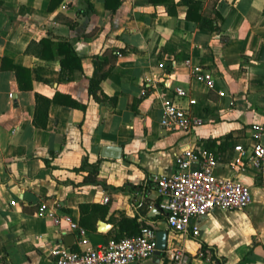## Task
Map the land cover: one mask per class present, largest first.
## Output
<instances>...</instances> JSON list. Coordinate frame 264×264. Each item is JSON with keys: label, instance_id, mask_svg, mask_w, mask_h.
<instances>
[{"label": "crops", "instance_id": "crops-1", "mask_svg": "<svg viewBox=\"0 0 264 264\" xmlns=\"http://www.w3.org/2000/svg\"><path fill=\"white\" fill-rule=\"evenodd\" d=\"M194 1L0 0V264H51L59 241L78 249L66 216L90 245L149 225L190 264H264V185L251 165L238 175L251 204L214 208L199 236L157 207L153 176L173 173L184 147L213 152L215 172L231 176L235 145L264 141V0ZM217 12L220 30L201 28ZM166 100L202 122L167 129ZM85 158L99 162L98 183L81 184ZM134 264L172 262L163 252Z\"/></svg>", "mask_w": 264, "mask_h": 264}, {"label": "built area", "instance_id": "built-area-1", "mask_svg": "<svg viewBox=\"0 0 264 264\" xmlns=\"http://www.w3.org/2000/svg\"><path fill=\"white\" fill-rule=\"evenodd\" d=\"M197 79L211 88L215 86V76L209 72H198ZM177 91L185 94L184 90ZM163 109L161 124L169 130H187L192 124L202 122L174 100H166ZM175 158V171L156 173L153 180L162 197L157 207L166 213L170 228L179 233L199 236L201 227L198 219L209 215L214 208L246 209L253 198L251 187L238 175L245 173L249 165L264 185V141L247 146L235 145V154L230 162L234 171L231 176L215 172L217 157L206 149L184 147ZM104 200L108 201L109 197ZM65 219L76 232L79 248L73 249L59 241L51 248V264H134L157 253V230L153 226L143 225L134 235L113 236L95 246L89 244L84 226L70 216ZM163 252L172 264H190V255L184 247L167 246Z\"/></svg>", "mask_w": 264, "mask_h": 264}, {"label": "trees", "instance_id": "trees-1", "mask_svg": "<svg viewBox=\"0 0 264 264\" xmlns=\"http://www.w3.org/2000/svg\"><path fill=\"white\" fill-rule=\"evenodd\" d=\"M153 2H159V0H151ZM183 2H186V4L189 6V9L192 10L194 7H197L199 3H197L194 0H183ZM218 18H221L220 14L217 12L216 13V17H203L200 21V26L201 28H205L208 30H220V25L218 23V21L216 22V20ZM67 56L71 59H73V61L75 60L76 65L77 66H81V58L74 52V50L72 48H70V50L67 51ZM101 78H93L91 79V83H90V91L92 93H94V95L96 96L95 93V88L99 86V82H100ZM97 99H100L98 96H96ZM71 104L73 105H80L76 100H71L70 101ZM89 167V168H88ZM88 168V172L85 175L84 179L82 180V183H98V174H99V169H100V165L99 162H89L87 158H85L81 164V166L79 168H77V170H82V169H86ZM84 205V204H83ZM132 230H130L129 233H126L124 235H114V237L116 238H121L124 236H130V235H134L136 234L140 227L139 226H132ZM203 249H213L212 247H209L208 245H206L205 243H203Z\"/></svg>", "mask_w": 264, "mask_h": 264}, {"label": "water", "instance_id": "water-1", "mask_svg": "<svg viewBox=\"0 0 264 264\" xmlns=\"http://www.w3.org/2000/svg\"><path fill=\"white\" fill-rule=\"evenodd\" d=\"M168 244V232L163 229L157 230V253L162 254ZM70 246L71 244H67Z\"/></svg>", "mask_w": 264, "mask_h": 264}, {"label": "rangeland", "instance_id": "rangeland-1", "mask_svg": "<svg viewBox=\"0 0 264 264\" xmlns=\"http://www.w3.org/2000/svg\"><path fill=\"white\" fill-rule=\"evenodd\" d=\"M245 181V180H244Z\"/></svg>", "mask_w": 264, "mask_h": 264}]
</instances>
